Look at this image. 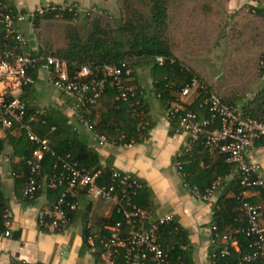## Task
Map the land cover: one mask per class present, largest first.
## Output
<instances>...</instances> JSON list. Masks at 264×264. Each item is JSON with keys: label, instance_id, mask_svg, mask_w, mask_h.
<instances>
[{"label": "trees", "instance_id": "trees-1", "mask_svg": "<svg viewBox=\"0 0 264 264\" xmlns=\"http://www.w3.org/2000/svg\"><path fill=\"white\" fill-rule=\"evenodd\" d=\"M261 2V0H256L250 9L254 15L263 20L264 2L262 4ZM55 6L58 8L61 7L62 9L57 12L49 11L36 14L27 19L28 23L36 27L41 19L59 18L69 21L79 17V15L87 16L90 13L94 15L98 14V12H92V9L79 11L72 5L60 6L55 4ZM120 6L117 3V8ZM67 7H70L71 11H68ZM112 20V28H109L101 26L99 19L95 16L89 23L90 31L84 40H79L74 34L63 49L55 50L54 52L42 50L34 46L32 37L27 39L24 36L26 38V46L22 50L31 54L36 52L49 54L63 59L69 64L76 66L88 65L91 68H99L103 64L120 65L121 62H124L122 78L125 81L129 77L135 81V76L129 71L130 67L145 65L148 68L151 79L150 90L148 92H151L157 99L160 113L163 115H166V109L171 103L177 102L178 93L181 88L193 77L207 91L215 93L212 87L201 79L197 72L186 66L172 53L166 37L167 0H148L143 15L139 11L135 13L132 10H126L122 14L118 13V16ZM260 39H262V36H260ZM156 56L162 57L161 64L154 61ZM36 70L29 72L34 80L36 79ZM125 70H128L126 75L124 74ZM260 71L263 72L264 67ZM125 85H127V81ZM29 86L31 85L23 87V91ZM143 91L142 89V93ZM115 95V89L106 81L100 98L94 104L80 107L76 111L73 110L70 116L74 117L73 121L61 109L57 108V106L49 105L40 109V118L43 119V122H40L37 119H28V115L33 114L35 109L38 110L39 107L32 104V98L30 102L26 101L23 98L25 93L22 92L20 98L25 103L23 120L29 125L34 134L47 139L48 147L54 153V155H50L49 153L44 154L40 171L36 176L38 188L31 199L40 192L41 188L39 186H42L43 193L50 201H54L64 192L65 187L63 184L55 185L51 188L46 187L47 178L52 177L57 172L56 167H53V164H55V156L68 154L70 157L69 161L76 162L78 167H83L89 171L99 170L100 175L99 179H97L98 181H106L108 179L111 166L105 162L100 163V158L96 150L87 144L86 136L79 132L78 129L82 127L80 125L82 120H86L91 124L93 129V133H91L93 136L94 133L102 134L106 137L107 142L115 145H130L138 141H143L146 138L151 121L147 115L148 104L143 102L141 94H139V89L136 88L135 96L127 101L117 100L114 98ZM200 99L201 97L198 95L186 106L198 113V119L209 120L207 108L205 106L200 107L197 104ZM221 100L234 106L235 112L242 118L259 120L264 117V83L249 98L240 102L239 105L231 100L223 98ZM70 101L73 107L74 102L71 99ZM166 118L172 127L175 128V118L168 116ZM218 126L219 121L217 118H215L212 124L202 126L200 136L192 142H188L189 138H187L185 147L181 148L178 156H175L174 160L179 166L182 182L189 188L196 186L201 193L204 189L210 187L213 181L218 182L214 192V195L216 193V199L211 204L210 225L214 226L215 229L211 232L213 242L208 247V261L209 264H237V257L241 256L247 250L245 244L248 240L247 237L233 232L236 227L241 224L243 225V216L239 209V201L236 198L243 188L239 186L238 176L232 173V166L225 161V155L217 152L214 148L203 147L201 142L205 133ZM51 127L52 129L50 130ZM5 134H10V136L14 134L13 139L10 141L14 153L19 156L18 163L20 167L13 171L12 176L14 178V186L21 189L26 179V169L23 160L24 157H27L31 153L34 145L28 140L23 129L18 128L16 125L5 130ZM2 138L0 139V150ZM145 187L143 183L140 184L136 195L133 197V201L136 205L149 210L148 203L145 201L147 195V189ZM254 191L260 192L259 199L264 200L263 191L259 189H255ZM77 193L85 194L83 189L78 190ZM77 195L66 194L65 198L69 202H74ZM22 198L29 200L23 196ZM248 200L252 202L258 201L251 196L248 197ZM49 202L47 208L50 207L51 203ZM5 210L7 208L0 194V233L5 229L2 216ZM72 214L73 210H67L68 221L72 218ZM119 218L120 215L114 209L111 210L110 215L105 220L107 222L106 225L113 224ZM48 221L49 219L44 217L43 222L41 224L38 223V226L46 230L48 229ZM260 221L264 224V206L260 212ZM83 230L81 234L83 244H86L88 249L92 247V254L98 258L99 252L102 249L98 240L105 236L108 231L101 227L100 231L93 232L89 227L85 226ZM126 232L127 228L124 226L121 231L122 236H125ZM227 232H233V236L236 238L238 245V251L231 250L229 254L221 255V243L215 237V234L221 235ZM88 236L93 237L92 246L87 244L86 239ZM155 236L157 238L156 241L161 244L162 249L166 245V249L163 250L166 253L168 264H173L177 260H179L180 264H189V245L185 239V233L173 219L158 225ZM180 245H184V249H181L179 247ZM122 254L123 248L118 247L117 251L113 254L114 264H125Z\"/></svg>", "mask_w": 264, "mask_h": 264}, {"label": "built area", "instance_id": "built-area-1", "mask_svg": "<svg viewBox=\"0 0 264 264\" xmlns=\"http://www.w3.org/2000/svg\"><path fill=\"white\" fill-rule=\"evenodd\" d=\"M61 9L47 2L37 5L29 12L13 14L0 0V139L5 130L16 125L23 129L28 140L34 145L31 153L23 160L26 179L21 193L28 199L33 197L38 188L36 176L40 171L44 154L54 155L48 147L47 139L34 134L23 120L25 103L18 92L23 87L33 84L34 79L29 74L30 71L38 68L44 70L48 82L74 102V111L94 104L100 98L106 81L115 89L114 98L117 100L127 101L136 94V88L127 87L124 84L122 78L124 62L120 65L103 64L99 68H91L88 65L69 64L49 54L39 52L31 54L22 50L26 46V38L20 32L18 24L36 14L57 12ZM67 10L71 11V8L67 7ZM154 61L161 64L162 57L156 56ZM127 73L128 70H125L124 74ZM178 94L177 102L171 103L166 109V116L175 118V130L184 133L189 138L188 142L200 136L202 126L212 124L215 118L218 119L219 126L205 133L201 142L203 147L214 148L225 155V161L232 166V173L238 176L239 186L243 188L236 197L243 216V225L236 227L233 232L247 237L248 240L245 244L247 250L237 257V264H264V224L260 221L262 205L248 200L249 192L255 189L264 193V175L261 165L246 157L249 152L264 147V117L259 120L242 118L235 112L234 106L223 102L217 94L207 91L194 77L181 88ZM198 95L201 99L197 104L207 108L209 120L198 119V113L186 106ZM40 109H35L33 114L28 115V119L43 122L40 118ZM80 125L93 133L91 124L86 120H82ZM94 139L98 145L107 142L102 134L94 133ZM69 158L68 154L55 156L53 167H56L57 172L47 178L46 187L63 184L65 189L51 202L49 208L38 211L37 217L40 224L43 218L47 217L49 228L63 227L68 221L67 210H73L75 207L72 202L66 200V194L73 195L83 189L86 195L110 204L111 210L114 209L120 215V218L107 228L108 233L98 240L102 247L98 258L103 263L114 264L113 254L118 247H121L125 264H168L166 253L156 241L155 231L158 225L170 221L172 216L166 214L150 218L148 210L134 203L133 197L140 187L135 177L110 168L108 179L98 181L99 170L89 171L78 167L77 163L69 161ZM217 185L218 182L213 181L210 187L201 193L196 186L190 187V191L200 200L211 201ZM2 216L5 229L0 234L8 236L10 223L8 210H5ZM124 226L127 232L125 236H122L121 231ZM214 229V226L209 225L210 243L213 242L211 232ZM233 232L215 234L221 243V255H227L231 250L238 251ZM86 241L92 246L93 237L88 236ZM179 247L184 249L185 246ZM173 264H180V262L177 260Z\"/></svg>", "mask_w": 264, "mask_h": 264}, {"label": "crops", "instance_id": "crops-1", "mask_svg": "<svg viewBox=\"0 0 264 264\" xmlns=\"http://www.w3.org/2000/svg\"><path fill=\"white\" fill-rule=\"evenodd\" d=\"M2 1L13 14L29 12L37 5L47 2L60 6L73 5L79 11L106 10L103 6L104 0H101L99 5L95 4L98 0H89V4L87 0ZM28 25L27 19L18 24L23 35L30 33ZM35 78L33 84L25 91L21 89L18 92L19 97L24 92L23 98L30 102L35 88L34 83L47 81L41 68L35 71ZM144 79L139 75L135 77L134 83L137 82V86ZM150 80L147 68V80L142 88L144 91L142 93V89H139V94L143 102L148 104L147 115L151 126L143 141L130 145H115L110 142L98 145L91 132L82 127L78 130L86 136L87 144L96 150L100 163L105 162L111 168L135 177L146 186L145 201L148 203L150 218L166 214L172 216L185 233L189 245V264H209L211 204L216 199V193L211 201H203L195 197L190 188L182 182L179 166L174 158L178 156L181 148L185 147L187 136L177 132L167 116L160 113L157 99L148 92ZM64 99L69 102L66 104L54 102L52 105L61 109L73 121L74 117H70L74 110L71 101L67 97ZM31 102L34 103L33 99ZM13 135H4L0 150V194L10 214L9 235L0 234V264H105L92 254V247L88 249L87 245L83 244L81 234L84 226L93 232L100 231L101 227L107 230L110 225H106L105 220L111 213L110 204L76 192L73 195H78L72 202L75 207L70 221L59 229L49 227L46 230L41 229L38 226L40 222L37 213L46 209L50 200L43 193L42 186H39L40 192L29 200L22 198V188L14 186L13 171L19 169L20 164L19 156L14 153L10 141ZM246 157L250 161L258 162L264 175V147L249 152ZM259 193L251 191L249 196L256 198L263 207L264 200L259 199ZM107 207L110 211L104 210ZM163 249H166V245Z\"/></svg>", "mask_w": 264, "mask_h": 264}, {"label": "rangeland", "instance_id": "rangeland-1", "mask_svg": "<svg viewBox=\"0 0 264 264\" xmlns=\"http://www.w3.org/2000/svg\"><path fill=\"white\" fill-rule=\"evenodd\" d=\"M255 1L167 0L166 37L172 53L197 72L221 98L238 105L264 83V71H260L264 67V19L250 9ZM261 1L262 4L264 0ZM103 3L106 10L92 9V12H98L96 15H79L69 21L41 19L36 27L29 24L30 33L24 36L32 37L33 45L42 50H61L74 34L84 40L95 16L101 26L112 28V19L118 13L132 10L143 15L148 0H104ZM117 3L121 5L119 8ZM129 71L133 76L140 75L145 79L136 86L129 77L125 86L142 89L147 80V67L137 65ZM34 85L33 104L39 108L54 105V102H69L47 81ZM104 210L110 211L109 207Z\"/></svg>", "mask_w": 264, "mask_h": 264}]
</instances>
